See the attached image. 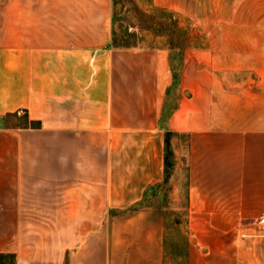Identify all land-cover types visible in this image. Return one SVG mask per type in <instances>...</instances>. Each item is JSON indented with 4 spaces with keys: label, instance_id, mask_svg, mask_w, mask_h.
<instances>
[{
    "label": "crops",
    "instance_id": "0c3cea01",
    "mask_svg": "<svg viewBox=\"0 0 264 264\" xmlns=\"http://www.w3.org/2000/svg\"><path fill=\"white\" fill-rule=\"evenodd\" d=\"M112 5L0 0V253L264 264V0H149L183 36L174 70L163 46H113Z\"/></svg>",
    "mask_w": 264,
    "mask_h": 264
},
{
    "label": "rangeland",
    "instance_id": "374dc122",
    "mask_svg": "<svg viewBox=\"0 0 264 264\" xmlns=\"http://www.w3.org/2000/svg\"><path fill=\"white\" fill-rule=\"evenodd\" d=\"M148 1L113 0L114 33L117 38H123L133 46H163L167 48L174 70V48L176 43L184 41L183 36L175 24V20L171 16L149 9ZM174 83L172 82V85ZM173 144L174 136L170 138V149L173 153L172 167L160 186L164 197L160 205L168 209H173L175 206L180 207L184 202L186 174L183 166L184 161L181 158V151L180 156H176L177 160L175 159ZM158 203L159 201L156 204L159 205Z\"/></svg>",
    "mask_w": 264,
    "mask_h": 264
},
{
    "label": "trees",
    "instance_id": "16d2710c",
    "mask_svg": "<svg viewBox=\"0 0 264 264\" xmlns=\"http://www.w3.org/2000/svg\"><path fill=\"white\" fill-rule=\"evenodd\" d=\"M128 37H131V35H128ZM112 44L114 47H121V48H129L133 47V45H130L128 41H125L123 38H117L115 33H112ZM37 124V123H34ZM172 137V133H166L165 136V155H164V164H165V176L164 180L169 175V170L172 167V158L173 153L170 149V138ZM0 264H17L16 263V256L14 254H3L0 253Z\"/></svg>",
    "mask_w": 264,
    "mask_h": 264
},
{
    "label": "built area",
    "instance_id": "2783aa9c",
    "mask_svg": "<svg viewBox=\"0 0 264 264\" xmlns=\"http://www.w3.org/2000/svg\"><path fill=\"white\" fill-rule=\"evenodd\" d=\"M259 224L261 229L264 230V217L260 219Z\"/></svg>",
    "mask_w": 264,
    "mask_h": 264
}]
</instances>
